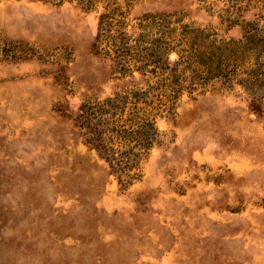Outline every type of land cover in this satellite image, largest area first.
I'll list each match as a JSON object with an SVG mask.
<instances>
[{
  "label": "rangeland",
  "instance_id": "obj_1",
  "mask_svg": "<svg viewBox=\"0 0 264 264\" xmlns=\"http://www.w3.org/2000/svg\"><path fill=\"white\" fill-rule=\"evenodd\" d=\"M263 38L264 0H0V264H264ZM126 91L131 179L74 125Z\"/></svg>",
  "mask_w": 264,
  "mask_h": 264
},
{
  "label": "trees",
  "instance_id": "obj_2",
  "mask_svg": "<svg viewBox=\"0 0 264 264\" xmlns=\"http://www.w3.org/2000/svg\"><path fill=\"white\" fill-rule=\"evenodd\" d=\"M116 16L112 10L100 17V33L96 37L98 43L108 38ZM251 41L253 37L248 36L236 43V52L233 53L236 61L240 60ZM261 50H264V45ZM245 80L249 83H264V64L255 72H248ZM143 102L148 103L138 91H126L122 96L115 95L103 101L81 104L74 119L84 143L108 164L112 172L126 179L132 178L131 172L136 167L135 158L150 147L151 135L155 132L150 114L140 105Z\"/></svg>",
  "mask_w": 264,
  "mask_h": 264
}]
</instances>
